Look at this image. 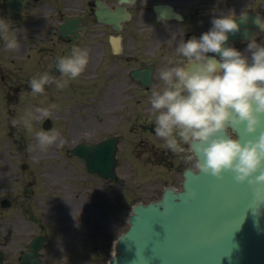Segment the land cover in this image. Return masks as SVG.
Returning a JSON list of instances; mask_svg holds the SVG:
<instances>
[{"label": "clouds", "instance_id": "clouds-1", "mask_svg": "<svg viewBox=\"0 0 264 264\" xmlns=\"http://www.w3.org/2000/svg\"><path fill=\"white\" fill-rule=\"evenodd\" d=\"M247 19L246 12L239 17L235 12L213 15L207 31L182 40L175 55L183 59L169 60L175 66L161 69L164 86L151 92L149 103L155 135L165 147L177 155L184 153L188 162L195 156L200 173L217 179L230 173L235 183L253 186L254 215L259 216L264 205V41L258 42L253 35L243 51L229 44L230 34L241 31L238 21ZM254 23L264 33V17L257 16ZM0 39L8 50L20 47L18 36L3 18ZM88 63L89 51L74 46L69 55L57 58L59 77L43 72L30 79L31 94L43 95L46 86L66 88ZM35 113L11 123L14 127L22 123L32 133V120L49 116L50 109L37 108ZM240 128L247 139L234 131ZM59 138L54 129L35 131V146L29 145L27 151L62 147Z\"/></svg>", "mask_w": 264, "mask_h": 264}, {"label": "flooded vegetation", "instance_id": "flooded-vegetation-1", "mask_svg": "<svg viewBox=\"0 0 264 264\" xmlns=\"http://www.w3.org/2000/svg\"><path fill=\"white\" fill-rule=\"evenodd\" d=\"M58 1V7L51 4L42 5L39 11V0H34V19L46 17L38 22L34 21V36H39L36 31L39 24L48 31V43L52 42L49 54L54 61L51 71L58 72L57 58L69 55L74 47L71 44V36L60 37L55 21L65 10L68 12L84 10L81 15L86 22L88 21L89 28L82 33L75 47L93 50L95 62L103 70L97 75L100 87L97 93L98 116L95 125L99 139L118 135L120 142L127 137L128 141L133 143L136 138L141 148L136 155H177L168 150L164 141L155 135V119L150 115L147 117L146 113L140 111V101L137 100V104L133 103L136 91L148 93L147 97L150 98L154 90L151 87H138L139 84L130 75L136 65L153 64L154 85L160 87L157 90H162L163 81L159 78L161 69L175 66L169 64V60L183 59L175 55L178 44L192 36L199 37L207 31L211 27L210 21L213 15L250 11L264 17V0H135L127 5L128 11L132 13L131 20L124 23L121 32L118 33L112 26L101 23L93 16L97 0ZM102 1L112 9L119 5V0ZM5 3L6 0H0V17L5 16ZM158 3L172 5L179 17L158 18L154 10V6ZM44 22L47 24H43ZM50 30L53 36L50 35ZM118 34L122 37L119 50L113 40ZM256 34L258 42L264 41L262 33ZM40 35L43 37V32ZM247 42L236 41L231 46L243 51ZM34 43H38L35 38ZM57 44L61 47L58 55L54 50ZM136 84H138L137 88ZM11 89L16 91L19 88L11 87ZM134 134L136 137L130 136Z\"/></svg>", "mask_w": 264, "mask_h": 264}, {"label": "rangeland", "instance_id": "rangeland-1", "mask_svg": "<svg viewBox=\"0 0 264 264\" xmlns=\"http://www.w3.org/2000/svg\"><path fill=\"white\" fill-rule=\"evenodd\" d=\"M26 42H28V40H24V43ZM1 48L0 64L4 67L5 71L6 69H10L11 72L17 73V75L22 74L24 69L22 68L21 64L26 60V54L29 53L27 47L20 45V47L16 50H8L4 44V46ZM32 50L33 51H31V53L33 52L34 54L33 47ZM42 55L43 54H41V56ZM39 65L45 68L44 64ZM19 68L22 70L19 71ZM84 73H87L86 70ZM84 88L87 89L86 91L82 92L84 96L78 99L87 100L88 103H86L85 107H82L81 110L78 108L72 110L73 107H70L71 102L73 103L74 100H77L74 99L73 101H70L69 104L61 101L62 104L59 105L58 109H54L52 111L51 115L55 119L54 130L60 133L59 139L63 141L62 147L53 145L49 147L47 151H40L39 148H35L34 151L29 152L27 149L29 145L35 146V139L32 141L25 137L26 142L22 144L21 149L22 155H19L16 161L23 180L22 184L20 185V189L27 188V181H32L35 183V185L34 187L27 189L28 195L27 199H25L23 202V213L21 214V210L14 206L7 211V215H15V220L13 222L8 220H0V247L6 249L5 245L8 242H11L10 245H7V250L9 251L11 258L15 257L14 246L17 244L15 238L21 237L19 242L24 244L34 236V205H36L38 208L37 214L39 220L43 221L44 224L48 223L47 231L61 233V236L59 237L62 238V248H66L68 242L72 238H75L76 235H78V238L84 237L85 232L88 231L94 233V235L95 233H99L101 231L111 234V243L107 240H103L104 242L107 241L109 245L108 247H102V241L96 242V244L93 246L94 252L93 257L91 256L92 259L88 256V258L86 257L88 259V263L92 264L94 259L99 258L102 261L101 264H105V261H107L113 252L112 246H110V244L112 245V242L114 238H116L117 234H120L127 228V224L122 220V216H125L128 213L130 203L134 201L136 202L138 199L146 200L151 197H156L160 192L158 188L146 190L143 187L144 184L141 183L144 180L145 175L137 177L134 173H138L137 168L147 167V155L142 157H138V155H121L123 158V163L122 167L120 168V173L126 175V177H124V180L126 179V181H123V183H119L116 186H112L111 191L107 192L105 190V187L107 186L105 183L99 182L94 177H87L84 172L83 165L80 164L77 158L71 157L68 154L69 150L79 141L95 140L93 97L98 91L99 86L94 89V85H92L91 81H88L84 85ZM64 92L69 93L66 90ZM70 94L74 97L80 96L79 94ZM61 99L63 101L68 100L66 97H61ZM41 100L43 103H47L48 101L46 97ZM34 101L37 100L35 99ZM46 105L47 104H42L39 102V106ZM37 108L42 107L34 106V113L32 112L33 115H36L35 109ZM65 108L67 110H65ZM20 112L21 114L23 113L21 108ZM1 114L2 113L0 111V115ZM67 114L72 116H70L69 119L62 117L63 115ZM76 115L82 116V120L80 121L79 118H76ZM43 118L44 117L33 119L34 132L42 130L41 121ZM19 125L20 124H18V126ZM21 126H23L22 123ZM125 144L129 147L132 146L128 142H125ZM170 156L171 155H167L166 157ZM5 157H7L9 160L13 159V157H10L9 155H5ZM169 162H171V160H169ZM22 163L28 164L27 170L24 171L20 168ZM173 164H179L178 155H176L173 159L172 165ZM131 167L132 169L130 170ZM150 168L155 169L151 164ZM129 171L130 173L132 171V174H126V172L129 173ZM174 173V171L170 170L167 171L166 175L160 173L161 176L156 179V181L165 179V182L171 181L175 183V180H170V178H173ZM95 183H100V185L103 187L96 188ZM16 187L19 188L18 185H16ZM54 189H57L59 193L64 195L62 198L67 201L66 203H61V206L65 210L64 212L60 211L59 208L44 204V201L49 200L53 194H56L57 191ZM1 194L2 196H8V193ZM93 195L97 198L104 199V201L107 204L112 205V207L118 208L117 210L112 209V212H116L115 214L118 215L117 220L119 221L111 222L108 218H104L100 215L95 216L90 213L89 216H86L83 214L84 211H81V209L78 207L81 206V202L86 204L84 200L87 201L86 205H89V201L90 199H93ZM115 196L118 200H112V197ZM84 251L85 250L81 248L79 249L78 254H83ZM64 258H66V256H64ZM69 259L71 264H74L73 261H79L77 259H72L70 255ZM61 263L65 264V260L62 259ZM78 264H85V261L81 260Z\"/></svg>", "mask_w": 264, "mask_h": 264}, {"label": "water", "instance_id": "water-1", "mask_svg": "<svg viewBox=\"0 0 264 264\" xmlns=\"http://www.w3.org/2000/svg\"><path fill=\"white\" fill-rule=\"evenodd\" d=\"M234 131L248 138L243 128ZM82 150L89 155L80 157L98 169L90 155L95 146L76 151ZM185 177L184 192L167 191L160 202L135 207L112 264H264V205L254 215V187L235 183L230 173ZM23 264H34V244Z\"/></svg>", "mask_w": 264, "mask_h": 264}]
</instances>
